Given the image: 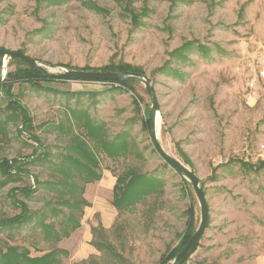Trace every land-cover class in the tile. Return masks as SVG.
Listing matches in <instances>:
<instances>
[{
    "label": "rangeland",
    "instance_id": "rangeland-1",
    "mask_svg": "<svg viewBox=\"0 0 264 264\" xmlns=\"http://www.w3.org/2000/svg\"><path fill=\"white\" fill-rule=\"evenodd\" d=\"M127 1L0 0V47L21 50L57 72L52 64L100 69L129 63L146 72L161 106V143L198 174L209 204L210 223L186 264H264V168L241 164L264 160V114L258 101L247 100L241 54L245 42L264 39V0ZM126 4L141 13L137 24ZM187 42L180 55L172 54ZM16 66L3 57L1 80ZM163 66L169 69L161 72ZM41 84L48 89L15 82L11 90L33 119L31 131L0 88V162L47 154L27 165L33 175L0 185V218L21 211L11 189L34 185L37 176L36 191L17 197L32 210H45L53 226L50 232L34 225L1 231L0 247L19 245L32 256L67 249L63 264H158L179 243L186 211L193 208L194 230L201 212L191 184L142 128L150 108L145 86L112 91L101 81L78 79ZM115 141L116 154L107 144ZM77 145L90 151L88 159ZM131 173L159 184L116 204L114 187ZM64 199L89 205L71 207ZM69 215L74 220L66 222Z\"/></svg>",
    "mask_w": 264,
    "mask_h": 264
},
{
    "label": "trees",
    "instance_id": "trees-1",
    "mask_svg": "<svg viewBox=\"0 0 264 264\" xmlns=\"http://www.w3.org/2000/svg\"><path fill=\"white\" fill-rule=\"evenodd\" d=\"M131 0H128L130 2ZM132 4V3H131ZM131 4H126V8L130 11L132 21L137 24L138 20H140L139 16L140 14L131 7ZM192 42L185 43L181 48L175 50L172 54L173 55H180V53L183 51L184 48L190 46ZM200 49H205L206 47L203 45H197ZM207 50V49H205ZM204 54L206 52L204 51ZM2 59L3 57H0V67L2 66ZM12 62H16L17 66L14 70H11L7 73V76L4 80H1L0 76V88L4 90L7 95L12 96L8 99V107L14 110H17L21 114L22 124L23 127L27 130L32 129V117L30 113L28 112L27 108L23 106L19 101H17L15 98H13V92L11 91L15 82H28L32 86L38 88V89H48L44 87L41 83L42 82H48V81H56V80H67L63 78H51L44 76L41 72L36 70L34 67H32L29 63L22 60L18 57H12L10 58ZM51 65V64H50ZM53 66L58 67H66L69 69H73L72 67H69V65L66 64H52ZM79 69V68H76ZM88 69V68H83ZM167 69H169L168 66H163L160 71L165 72ZM88 70H130V71H142L141 68L133 66L129 63H119V64H109L106 65L100 69H88ZM70 79H78L83 81H99V80H86V79H79V78H70ZM105 84H108L110 87V90L112 91H123V90H131L133 89V85L137 82L134 81H101ZM75 92H69L66 93L68 96L74 94ZM95 95L99 94L98 91L94 92ZM142 128L143 130L147 131L151 134L152 129V119H151V111L150 108L146 111V114L142 117ZM32 139H34L38 145H40V139L37 135L31 134L30 135ZM112 150H114V153L116 154L119 151L120 146H118V143L115 142H109L107 143ZM122 146L124 149H126V145L122 143ZM77 147H81L77 145ZM115 148V149H113ZM90 151L85 148V146L78 149V155L83 156L85 159H88L90 156ZM44 155H47L44 151ZM35 155V152L32 154V158H3L0 162V171L3 175H5V179H3L0 182V185L5 186L8 182L16 180V178L23 174H31V170L27 167V165L30 162H33L37 159L42 158L44 155ZM185 161L189 163V160L185 157ZM241 164L248 168L253 169L255 171H259L262 168H264V160H260L258 163H252L248 161H242ZM35 183L34 185H25V186H16L11 189V197L13 199V202L20 206L21 211L12 215V216H4L0 218V232L11 229V228H17V227H23L26 225H34V226H40L43 230H46V232H50L49 229L53 226L52 223H46L45 218L47 217V213L45 210H32L28 204L17 197V193L24 194L25 196L29 197L36 191L37 184H41L39 178L37 176H34ZM57 184V183H56ZM159 182L156 178L147 176L146 174L142 173H131L129 178L126 180L125 183L119 185L116 184L114 187V195L117 196L118 202L116 201V204H122L127 203L134 198H137L139 195L145 193V191H142L141 189L143 187H153L158 185ZM52 183L46 182V186L51 188ZM144 185V186H142ZM73 186V185H72ZM148 192V191H146ZM64 205L68 206H77L80 202L85 203L86 205H89L88 201L85 199L81 200H75L70 201L68 199H64L63 201H60ZM48 206L50 207V211H53L55 213H58L59 210L53 206L52 201L48 200L46 202ZM188 215V219L186 221L185 229L182 233L181 239L179 243L173 247L172 249L168 250L166 253H164L160 259V262L158 264H169L170 261L184 248V246L187 244L193 233L194 230V211L193 208L190 207L186 211ZM66 222L73 221V216L69 215L65 218ZM64 222V220H62ZM80 226V222H76L72 225V229L75 230ZM70 232L68 230H64V236H69ZM68 250L63 248H57L53 247L49 251L41 254V255H35L32 256L30 254V251L28 249H21L19 245H12L9 243H6L5 248L0 247V264H63L62 256L67 255ZM186 264V262L184 263Z\"/></svg>",
    "mask_w": 264,
    "mask_h": 264
},
{
    "label": "water",
    "instance_id": "water-1",
    "mask_svg": "<svg viewBox=\"0 0 264 264\" xmlns=\"http://www.w3.org/2000/svg\"><path fill=\"white\" fill-rule=\"evenodd\" d=\"M0 57H18L29 63L36 70L41 72L46 77L51 78H79L86 80L99 81H134L142 83L149 97V107L151 111L152 129L151 137L155 149L160 154L162 159L183 178H185L193 187L196 197L199 202L201 219L198 228L195 230L184 248L170 261L169 264H184L195 252L206 228L210 223L209 204L206 198V193L203 188L201 178L184 162L170 154L162 145L159 137V116L161 111L160 102L158 100L155 85L149 75L144 71H122V70H88V69H69L66 67H58L59 72L50 69L46 64L38 59L31 57L21 50H12L0 47ZM62 70V71H61Z\"/></svg>",
    "mask_w": 264,
    "mask_h": 264
},
{
    "label": "built area",
    "instance_id": "built-area-1",
    "mask_svg": "<svg viewBox=\"0 0 264 264\" xmlns=\"http://www.w3.org/2000/svg\"><path fill=\"white\" fill-rule=\"evenodd\" d=\"M242 72L248 78L247 100L256 101L259 96V82L264 79V43L250 39L241 50ZM264 151V143L261 145Z\"/></svg>",
    "mask_w": 264,
    "mask_h": 264
},
{
    "label": "crops",
    "instance_id": "crops-1",
    "mask_svg": "<svg viewBox=\"0 0 264 264\" xmlns=\"http://www.w3.org/2000/svg\"><path fill=\"white\" fill-rule=\"evenodd\" d=\"M261 41L264 42V39L263 40L260 39V42ZM257 101L260 111L262 112V114H264V79H261V81L259 82V96L253 104H255ZM263 141H264V137H263Z\"/></svg>",
    "mask_w": 264,
    "mask_h": 264
}]
</instances>
